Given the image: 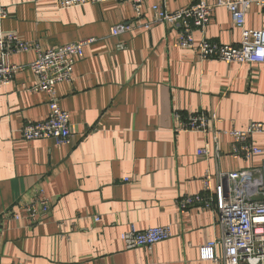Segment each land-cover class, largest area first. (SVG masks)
Listing matches in <instances>:
<instances>
[{"label":"crops","instance_id":"1","mask_svg":"<svg viewBox=\"0 0 264 264\" xmlns=\"http://www.w3.org/2000/svg\"><path fill=\"white\" fill-rule=\"evenodd\" d=\"M195 1L148 0L143 22L153 19V4L174 11ZM0 4L8 12L0 35L15 32L43 50L96 39L85 46L72 80L56 86V99L73 126V144L22 138L26 122L50 113L51 96L29 90L36 82L31 68L0 85V214L33 200L38 190L52 205L38 224L3 216L0 264H223L201 258L200 248L223 234L214 210L194 205L181 211L178 200L203 191L207 169L216 183L218 171L254 168L264 155L232 157L226 133L219 136L217 155L214 133H176L173 115L215 110L220 130L264 124V63L201 60L198 50L179 45L178 30L168 24L139 25L115 36L113 26L135 16L129 2L68 8L56 0ZM246 27L264 30V8H249ZM194 35L203 36L199 30ZM205 36L221 44L242 40L222 6ZM36 57L32 49L10 60L26 65ZM252 139L264 148V132ZM206 141L208 159L197 154ZM132 225H167L173 236L150 249H126L121 236ZM215 252L221 258L222 246Z\"/></svg>","mask_w":264,"mask_h":264},{"label":"built area","instance_id":"2","mask_svg":"<svg viewBox=\"0 0 264 264\" xmlns=\"http://www.w3.org/2000/svg\"><path fill=\"white\" fill-rule=\"evenodd\" d=\"M108 1L129 2L135 16L130 21H122L112 28L115 36L135 29L137 26L151 29L162 23L175 27L179 32V45L186 49H196L201 60L215 59L225 62L264 63V30L248 29L246 14L252 5L264 8V0H218L208 3L204 0L192 2L189 6L170 11L165 5L153 4V19L143 22L144 9L148 0H56L62 7L98 4ZM226 7L235 27L241 29L242 40L239 45L221 44L205 36V31L213 17L216 7ZM8 17L5 6L0 4V24ZM203 36L196 40L195 31ZM95 38L72 42L43 50L38 43L27 42L17 33L9 31L0 35V85L12 82L16 74L29 67L36 82L29 88L33 92H45L51 96L50 113L44 120L28 121L21 130L22 138L28 141L54 139L58 144H73V126L69 113L63 110L56 99V86L72 80L76 63L84 57L85 46ZM35 50L36 59L30 64H16L10 60L11 54ZM174 131H199L204 135L214 133L216 154H219V136L229 134L232 138L231 156L248 160L264 155V148L255 145L253 136L264 132L262 122H251L246 128L220 130L222 119L215 110H200L183 115L174 112ZM210 144L197 151L199 156L210 158ZM207 169L202 179L203 191L194 195H183L178 200L181 211L198 205L211 208L223 228L219 239L212 240L200 248L201 258L222 262L223 264H264V162L251 169L218 171L215 174ZM128 180V179H127ZM52 205L42 190L29 202H19L0 214L15 220L26 218L30 224H38L50 214ZM98 219V218H97ZM173 236L170 226L158 225L146 229L130 226L121 236L126 249L144 247L150 249L157 243ZM223 248L220 258L215 249Z\"/></svg>","mask_w":264,"mask_h":264}]
</instances>
